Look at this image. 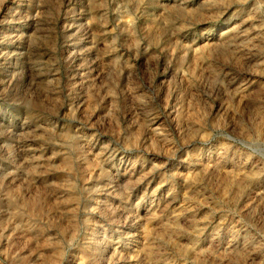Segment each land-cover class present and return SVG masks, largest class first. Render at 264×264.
Returning <instances> with one entry per match:
<instances>
[{"label":"rangeland","instance_id":"rangeland-1","mask_svg":"<svg viewBox=\"0 0 264 264\" xmlns=\"http://www.w3.org/2000/svg\"><path fill=\"white\" fill-rule=\"evenodd\" d=\"M0 264H264V0H0Z\"/></svg>","mask_w":264,"mask_h":264}]
</instances>
